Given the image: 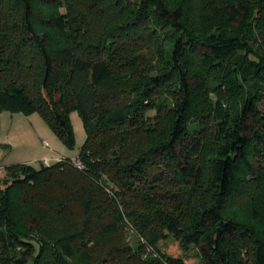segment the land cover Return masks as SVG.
Masks as SVG:
<instances>
[{
	"label": "trees",
	"instance_id": "obj_1",
	"mask_svg": "<svg viewBox=\"0 0 264 264\" xmlns=\"http://www.w3.org/2000/svg\"><path fill=\"white\" fill-rule=\"evenodd\" d=\"M2 111L85 138L2 166L0 264H264V0H0Z\"/></svg>",
	"mask_w": 264,
	"mask_h": 264
},
{
	"label": "rangeland",
	"instance_id": "obj_2",
	"mask_svg": "<svg viewBox=\"0 0 264 264\" xmlns=\"http://www.w3.org/2000/svg\"><path fill=\"white\" fill-rule=\"evenodd\" d=\"M70 118L75 136V147L73 149L67 148L61 143L38 112L26 115L21 112L12 114L9 111H2L0 113V143L8 145V147L1 148L0 162L15 163L25 159L37 161L39 160L37 157L42 151H47L48 154L53 155L59 153V156L75 157L84 141L85 131L81 118L76 111L71 112ZM54 143L60 144L62 150H59V148L53 150L52 145ZM138 240L137 232H135L132 225L128 222V226L125 228V242L132 246V250H139L136 248ZM171 240V237L161 239L158 245L164 250L175 253L178 251V248L176 243H173ZM146 247L150 252L153 251L151 247ZM145 256L144 253L142 257L144 258ZM135 260L140 261L136 258Z\"/></svg>",
	"mask_w": 264,
	"mask_h": 264
},
{
	"label": "crops",
	"instance_id": "obj_3",
	"mask_svg": "<svg viewBox=\"0 0 264 264\" xmlns=\"http://www.w3.org/2000/svg\"><path fill=\"white\" fill-rule=\"evenodd\" d=\"M12 114H13V113H12ZM10 118H11V117H10ZM52 148H53V150H56V148H59V150H62L60 144H58V143H54V145H52ZM0 152H1V151H0ZM77 152H78V151H77ZM61 156H64V155H61ZM76 156H77V153L75 154V157H76ZM56 157H60V156H59V153L53 155V154H48L47 151H45V152L42 151V153H41L37 158H39L40 161H50L51 159L56 158ZM72 158H74V157H72ZM39 160H37V161H39ZM23 161H27V162H36V161H34L33 159H25V160H23ZM7 163H9V162H6V163H2V162H0V169L2 168V166H3L4 164H7Z\"/></svg>",
	"mask_w": 264,
	"mask_h": 264
},
{
	"label": "built area",
	"instance_id": "obj_4",
	"mask_svg": "<svg viewBox=\"0 0 264 264\" xmlns=\"http://www.w3.org/2000/svg\"><path fill=\"white\" fill-rule=\"evenodd\" d=\"M56 158H57V159H61L62 156H60V157H56ZM73 159H74L75 164H76L78 167H82V163H81V161L79 160V158H78L77 156L74 157Z\"/></svg>",
	"mask_w": 264,
	"mask_h": 264
}]
</instances>
